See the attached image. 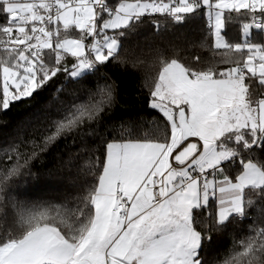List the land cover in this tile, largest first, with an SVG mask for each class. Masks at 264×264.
I'll return each instance as SVG.
<instances>
[{
  "label": "snow or ice",
  "instance_id": "obj_1",
  "mask_svg": "<svg viewBox=\"0 0 264 264\" xmlns=\"http://www.w3.org/2000/svg\"><path fill=\"white\" fill-rule=\"evenodd\" d=\"M0 264H264V0H0Z\"/></svg>",
  "mask_w": 264,
  "mask_h": 264
},
{
  "label": "trees",
  "instance_id": "obj_2",
  "mask_svg": "<svg viewBox=\"0 0 264 264\" xmlns=\"http://www.w3.org/2000/svg\"><path fill=\"white\" fill-rule=\"evenodd\" d=\"M18 113L17 111L14 109L13 112L9 113L8 115V119L12 120V121H15L17 118H18Z\"/></svg>",
  "mask_w": 264,
  "mask_h": 264
}]
</instances>
